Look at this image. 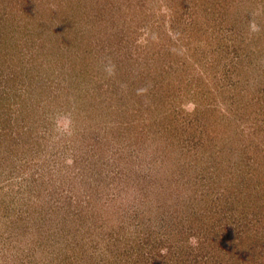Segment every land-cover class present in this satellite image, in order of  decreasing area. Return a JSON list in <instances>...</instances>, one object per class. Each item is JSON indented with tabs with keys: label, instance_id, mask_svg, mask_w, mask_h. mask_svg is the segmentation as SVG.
Here are the masks:
<instances>
[{
	"label": "rangeland",
	"instance_id": "obj_1",
	"mask_svg": "<svg viewBox=\"0 0 264 264\" xmlns=\"http://www.w3.org/2000/svg\"><path fill=\"white\" fill-rule=\"evenodd\" d=\"M0 264H264V0H0Z\"/></svg>",
	"mask_w": 264,
	"mask_h": 264
}]
</instances>
